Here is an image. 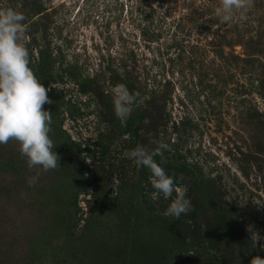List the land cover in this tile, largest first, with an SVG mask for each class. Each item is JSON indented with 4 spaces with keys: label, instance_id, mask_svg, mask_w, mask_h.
Returning a JSON list of instances; mask_svg holds the SVG:
<instances>
[{
    "label": "rangeland",
    "instance_id": "374dc122",
    "mask_svg": "<svg viewBox=\"0 0 264 264\" xmlns=\"http://www.w3.org/2000/svg\"><path fill=\"white\" fill-rule=\"evenodd\" d=\"M219 6L0 0V10L26 17L22 42L49 89L60 157L56 169L30 170L17 142L0 144V264L264 258V0L227 24ZM112 70L128 72L140 94L124 118ZM150 140L167 145L154 158L187 189L192 210L178 220L163 215L171 200L151 199V173L130 157L138 145L156 147Z\"/></svg>",
    "mask_w": 264,
    "mask_h": 264
},
{
    "label": "clouds",
    "instance_id": "9594fccd",
    "mask_svg": "<svg viewBox=\"0 0 264 264\" xmlns=\"http://www.w3.org/2000/svg\"><path fill=\"white\" fill-rule=\"evenodd\" d=\"M253 4V0H219L217 14L221 23L227 24L235 14L245 13ZM26 17L12 8L0 10V144L15 141L19 152L26 158L28 168H40L43 172L56 169L60 157L53 151L54 144L51 132V114L44 110L45 104L52 101L48 91L29 67V50L22 42L26 32ZM115 115L124 118L131 112V105L136 102L139 93H132L123 83L111 89ZM156 147L138 145L131 150L130 157L138 167L147 168L151 173L149 182L154 189L151 199L162 197L171 200L163 212L165 217H175L192 210L191 201L187 197V189L178 186L156 162V155H163L167 145L150 140ZM39 179V173L27 179L29 187H33ZM173 193H176L173 198ZM252 232V228L247 229ZM257 234H252L255 241ZM250 264H264V258L253 257Z\"/></svg>",
    "mask_w": 264,
    "mask_h": 264
},
{
    "label": "trees",
    "instance_id": "16d2710c",
    "mask_svg": "<svg viewBox=\"0 0 264 264\" xmlns=\"http://www.w3.org/2000/svg\"><path fill=\"white\" fill-rule=\"evenodd\" d=\"M129 1V0H128ZM40 55L41 56H48V55H45V54H41L40 53ZM50 56V55H49ZM39 62L41 63L42 62V60H41V58L39 59ZM38 62V63H39ZM36 64V63H35ZM40 64H38L37 66H39ZM112 74H113V77L111 78V80L112 81H117V82H121V83H123V84H125L126 86H127V88L129 89V91L130 92H134V93H136V92H138V90H136V88L134 87V80H132L131 78H130V76H129V74H128V72H127V76L125 77V76H123V78L122 77H119L117 74H116V71L115 70H112V72H111ZM139 93V92H138ZM48 94V93H47ZM50 95V94H49Z\"/></svg>",
    "mask_w": 264,
    "mask_h": 264
}]
</instances>
